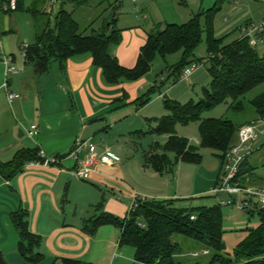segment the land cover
<instances>
[{
  "label": "crops",
  "instance_id": "crops-1",
  "mask_svg": "<svg viewBox=\"0 0 264 264\" xmlns=\"http://www.w3.org/2000/svg\"><path fill=\"white\" fill-rule=\"evenodd\" d=\"M51 1L39 0V7L42 12L47 13L52 24V15L57 8L60 10L67 5L72 6L73 2L58 0L49 13ZM104 1H92L91 12L119 0H108L102 5ZM123 1L118 2V11L124 5ZM151 1H131L141 16L140 20L131 14L127 21L118 13V27L123 25L120 28L123 33L122 41L114 54L127 69L136 66L140 50L146 44L148 34L156 26L153 18L150 21ZM33 2L34 0H25V8ZM215 2L216 0L187 2L185 10L189 13L181 15L182 19L191 20L200 11L213 7ZM192 7L195 8L191 10ZM5 8L0 0V138L9 136L10 132L12 136H16L19 131L23 136L18 135L15 139L13 137L6 143H0V161L8 163L21 149L35 147L45 151L50 158H65L51 167H30L26 164L23 173L11 181L4 180L0 175V252L7 263L25 261L18 251L19 234L12 220L13 213L24 210L29 214L31 232L43 239L40 253L45 256V260L42 263L62 264L68 260L89 264H128L127 261H131L135 264L133 256L129 253L125 255L123 248L119 247L120 231L117 228L104 225L92 236L84 231L85 224L95 217L96 207L100 203H104V212L124 219L136 196L140 201L193 200L210 191L202 192L196 185L184 186L180 182L183 170L181 163L178 164L179 172L176 166L173 172L164 174L157 173L147 163V155L154 144L166 143L167 136L155 139L143 158L136 159L132 154L136 146L141 145L148 136L154 135L151 134L149 120L169 115L165 113L164 107L161 112L153 113L157 109L152 107L153 104L165 97L179 101L188 93L190 86L194 89L195 83L200 80L203 83L210 81L208 72L198 73L197 70L191 76L193 78L189 81V86L184 82L167 86L164 93L154 97L144 107H138L135 102L156 83H151L144 77L136 82L108 84L102 70L93 65L89 55L68 60L65 69L57 63L56 79L48 80L50 71L38 75L34 66L26 61L24 49L34 45L36 40L34 17L27 12ZM69 10H73V7ZM172 12L171 8H167L165 14H162V21L165 24L182 25L177 22L180 21L179 11ZM25 14L28 18L22 19ZM263 19L264 0H232L215 19V36L224 39L225 45L231 44L243 38V26L251 22L260 23ZM142 20L144 24L141 23ZM23 21L25 26L32 28V42V35L30 37L22 31ZM93 22L95 21L91 24ZM185 23L187 22H183ZM103 26L104 24L101 28ZM5 61L14 68V73L8 78V91L19 96L12 103L8 101V91L4 88ZM165 77L162 76L161 81H165ZM45 88L54 90L44 91ZM263 92L264 90L259 95ZM258 122L263 124L264 119ZM33 125L38 126L39 139L27 135ZM145 127L149 130L145 131ZM115 130L117 133L113 138ZM177 134H182L179 126ZM23 137H28V141H21ZM78 139L91 140L92 143L96 140L99 153H112L118 161L113 165L98 166L90 181L78 179L75 176L77 163L73 158L67 157ZM253 155L249 157L255 161ZM246 230L242 232V238H239L240 243L247 236ZM182 244L186 245V252L182 250L186 255L203 250L192 242L183 241Z\"/></svg>",
  "mask_w": 264,
  "mask_h": 264
},
{
  "label": "trees",
  "instance_id": "trees-1",
  "mask_svg": "<svg viewBox=\"0 0 264 264\" xmlns=\"http://www.w3.org/2000/svg\"><path fill=\"white\" fill-rule=\"evenodd\" d=\"M107 1L102 2V5ZM72 2L73 10L60 8L54 25L48 18L45 23L43 22L44 27L39 28L40 16L47 15L41 11L39 0H34L28 8H25V0H17L16 11L30 13L35 19V44L24 51L27 63L34 66L36 73L38 75L48 73L54 62L65 69L68 60L89 55L93 65L102 70L106 82L119 85L144 78L151 72L157 57L166 59L170 55L182 52V61L179 66L171 67L168 81H161L162 87L158 84L153 86L135 102L138 107H144L156 95H161L163 88L178 84L187 67L194 63H202L195 59V51L204 41L210 83L203 89L202 98L198 102L164 100V109L169 115L151 119L149 123L151 134L167 136L168 140L164 144L159 142L154 144L146 160L157 173H171L178 163L201 164L203 159L199 154L200 147L217 152L224 165L226 154L237 143L239 130L252 122L238 125L231 120L204 118L203 115L229 102L231 110L243 112L245 96L264 85V53L260 54L248 38H241L225 45L224 39L215 36V19L232 0H216L213 7L200 11L182 25H156L148 34L146 44L141 48L133 69L123 67L114 54V50L122 41L123 33L118 27V2L108 3L105 11L113 10L111 20L104 23L101 29L94 30L91 35L85 34L82 24L76 18V13L90 5L91 0ZM10 3L11 0H2L3 6L7 7ZM250 104L257 118L263 120L264 92L252 99ZM194 123H199V147L177 134L178 126ZM39 152V147L23 148L16 153L12 161L8 163L0 161V175L4 180L11 181L23 173L26 164L40 160ZM254 172V166L245 158L236 182L245 187L248 177H254ZM178 201H140L137 209L124 219L104 212V203H100L96 207L97 214L86 222L84 231L93 236L101 226L113 225L120 231L119 247H132L135 250V264H188L180 259L192 258L190 254L205 250L209 251L208 257L212 255L207 264H264L263 211L255 209L248 212L249 218L255 216L259 218L260 226L247 229L246 238L238 245L234 254L229 255L224 242L226 231L221 206L188 209L179 207ZM12 220L19 234L18 251L21 257L29 264L44 262L45 256L40 253L43 239L31 232L28 212L19 210L12 214ZM176 236L195 241L203 250L184 254L181 244L175 240ZM0 264H7L1 252ZM62 264L89 263L65 260ZM189 264L203 262L194 260Z\"/></svg>",
  "mask_w": 264,
  "mask_h": 264
},
{
  "label": "rangeland",
  "instance_id": "rangeland-1",
  "mask_svg": "<svg viewBox=\"0 0 264 264\" xmlns=\"http://www.w3.org/2000/svg\"><path fill=\"white\" fill-rule=\"evenodd\" d=\"M92 1L94 0H91V3ZM131 1L133 0L123 1V4L125 6L123 5L122 7L119 8V11L117 12V16L120 14L122 18H125L128 21L130 20V15L133 14L138 20H140L141 16L138 13L135 4L132 3ZM147 1L149 2V0ZM189 1L195 2V0H160V1L152 0L150 2L151 4L153 3L150 6L151 8L150 15L152 16L150 17V21L152 20L151 18H153L156 21V25L157 24L159 25V23L164 25L165 23L164 21H162L164 17L162 16V14H165V10L167 8H171V10L173 11L172 14L175 13V11H179L178 13L180 14V17H178L179 18L178 20L180 21H177L179 22V24H183V22H188L190 19H186V21H184L185 19H182L183 17L181 15L183 14L187 15L189 13L188 10H185L186 4ZM155 3H157L156 6H155ZM140 4H141V1L139 3V6ZM90 5H88L89 7L85 6L81 8L76 13V18L82 24L83 30H85L84 32L86 35H91L94 30L96 31L99 30L104 23H107L111 20L112 15H113V10L110 9V10L105 11L106 7H108L106 5H104L101 8H98L94 12H91L92 10H90ZM54 7L55 6L49 2V13L53 10ZM71 7H74V6L67 5L66 9H71ZM194 8L192 7L191 10H193ZM58 12H59V7L52 15L53 16L52 25H54L55 23V19H56ZM147 15H149L148 12H147ZM27 18L28 16L26 15L22 19H27ZM48 18L49 16L47 15L40 16L38 27L43 28L44 27L43 22L45 23ZM92 21H95V22L91 24ZM150 21H148L149 24H150ZM141 23L144 24V21L142 20ZM122 26L123 25H120L119 28H123ZM21 28H22V31L25 33V35H30V37L32 35V39H30L31 40L30 42H32L33 40L32 28L25 26L24 21H23V25L21 26ZM29 44L31 45L32 43H29ZM255 49L260 54L264 53V48L262 46H259ZM206 58H207L206 43L203 41L201 45L195 51V59L202 61L201 67L198 70L199 71L198 73L208 72V64L206 63L207 62ZM181 61H182V52L170 55L166 59L157 57V59L155 60L153 64L151 72L147 74L145 78L149 79L151 83H154V84L156 83V85L158 84L160 87H162L161 77L165 75L166 76L165 81L166 80L168 81V78H170L169 75L171 73V70H170L171 67L173 68V67L179 66ZM57 67L58 65L56 62H54L51 65V68H50L51 70L49 72L50 74H49L48 80L56 79V73L58 71ZM192 78L193 77H191L189 80L182 79L180 83L184 82V84L189 86L190 85L189 81L192 80ZM209 83L210 81L203 83V80H200L199 82L195 83L194 89L192 88V86H190V90L188 91V93L186 95L182 94V96L183 95L184 96L181 97L179 101L182 103H188L191 101L198 102L202 98L203 89L205 87H208ZM51 86H53V84H51ZM165 88H163V90ZM46 90H49L50 92H52L54 88L52 89L45 88L44 91ZM263 90H264V85L260 86L259 88L255 89L254 91L249 93L247 96H245L243 100L245 109L243 112H236L234 110H231L229 108V105H230V102H229V104H223L212 110L205 112L203 117L213 118V119H227V120L233 121L235 124H238V125L250 122L252 119L257 118L255 110L250 104V100H252L255 96L259 95V93H261ZM162 93H164V91ZM165 99L168 100L169 98H166V97L164 99L160 98L158 102L153 104L152 107L158 109V110L157 109L153 110V113L156 114L159 111L160 112L162 111L164 107ZM150 110H152V108ZM165 113L168 114L166 110H165ZM258 121H260V119L252 122L250 125L257 126V129L259 131V138L255 142L248 143V146L251 147L250 149L245 148V151H246L245 153L247 154L248 152H250L254 154L253 156L255 158V161H253L252 158H250L249 156L246 157L250 160V162L252 163V166H254L255 172H254V177H248L247 184L245 185V187L264 188V133H263L264 123L260 124ZM9 127L11 128L10 125ZM148 130L149 128L145 127V131H148ZM179 131L180 133H182L181 136L189 139L192 145L197 146L196 145L197 143L200 145L199 123H194L188 126H179ZM116 133L117 131L115 130L112 134L113 138H115ZM15 135L20 136V131L18 134H15ZM16 136H12L10 132L9 136L0 138V143L2 144L6 143L9 139L13 137L15 139ZM27 138L28 137L26 138L23 137L20 140L27 142L28 141ZM35 139H39V137L36 136ZM127 139L129 138L127 137ZM155 139L159 140L160 137L156 135L148 136L145 140L141 142V145L136 146L137 148H135L134 151H132V154L136 156L135 158L136 159L143 158L144 154L148 152L150 145L153 143ZM96 143L97 141L95 140L93 144L97 147L98 145ZM29 146H32V145L29 144ZM199 154L202 156V159H203L201 164L196 165V164H189V163H181V165H183L182 166L183 170L181 173L180 182H182L184 186H193V185L195 186L196 185L198 186V190H201L202 192L207 191V190H210V191L208 193H203L201 195L196 196L193 200H179L177 204L181 208H188V209L199 208V207L221 206L222 213L224 216V229L226 231L225 238H224V242L226 245V251L229 255H233L235 249L240 244L241 239L239 240V238H242L241 236L242 232L245 231L247 228H250V229L258 228L260 226V220L257 216H255L254 218H249L247 211L239 210L238 206L240 205V202L243 200V197L236 196L234 198L237 201V205H234V206H223L222 205V201H228L229 199L226 197H215L212 194V190L216 187L217 185L216 182L218 181L219 177L224 174L227 168H228V171H227L228 173L232 171V166L225 165V164L223 165L222 161L217 156L218 153L215 152L214 150L199 147ZM171 158L172 160H174L173 157ZM178 164L176 166H178ZM178 172H179V166H178ZM91 214H92V211H91ZM175 240L179 244H181V249L183 250L184 253L186 252V245L182 244L183 241H188V242H192L196 244L195 241L186 239L182 236H176ZM201 248L202 247L198 245V249H201ZM123 251L125 255L126 253H129L131 256H133V259H135V250L132 247H123ZM211 256H209L208 258L203 257V259H201L200 257L198 259L185 258V259H180V260L188 264L192 263V261L194 260L203 262V264L205 263L207 264L208 260L211 259ZM127 262L128 264L133 263L131 261L130 262L127 261ZM7 264H29V263L22 261V262H11V263L8 262ZM40 264H45V263H40Z\"/></svg>",
  "mask_w": 264,
  "mask_h": 264
},
{
  "label": "built area",
  "instance_id": "built-area-1",
  "mask_svg": "<svg viewBox=\"0 0 264 264\" xmlns=\"http://www.w3.org/2000/svg\"><path fill=\"white\" fill-rule=\"evenodd\" d=\"M58 0H52L51 3L55 6ZM6 10L15 11L17 9V0H11L9 6L5 8ZM243 38H248L251 45L254 48L262 46L264 48V19L260 23L251 22L242 28ZM10 62V60L8 59ZM5 61L6 65V80L4 88L8 91L9 83L8 78L14 73V68L10 66L9 62ZM201 64L194 63L187 67L181 77V80L188 79L197 70H199ZM19 96L8 91V101L12 103ZM264 133V131H263ZM28 137L36 138L39 135L38 126L33 125L30 127ZM259 138V131L255 125L243 126L238 133V143L232 147L225 157V165H231L232 171L228 173V168L224 172L216 185L212 190V194L215 197H226L228 201H222L223 206H234L237 205V201L234 199L236 196L243 197V200L238 206L241 211H252L257 209L258 211L264 212V188L256 187H243L236 182L237 175L239 173L240 166L246 157L250 156L252 153H245V148L250 149L248 143L255 142ZM69 157L73 158L77 163V168L75 170V176L82 181H90L93 173L100 165H113L118 161L112 153H99L97 147L91 142V140H81L78 139L75 143L74 149L69 154ZM39 161L29 163L30 167H51L53 165L59 164L61 159L58 157L50 158L47 156L45 151L40 149ZM140 200L136 196L133 200L129 213L134 212L139 206ZM195 219V217H192ZM209 255V251L194 252L190 254L193 259H198L201 256ZM179 257H184V255H179Z\"/></svg>",
  "mask_w": 264,
  "mask_h": 264
},
{
  "label": "water",
  "instance_id": "water-1",
  "mask_svg": "<svg viewBox=\"0 0 264 264\" xmlns=\"http://www.w3.org/2000/svg\"><path fill=\"white\" fill-rule=\"evenodd\" d=\"M20 135H21V136H23V133H22V132H20Z\"/></svg>",
  "mask_w": 264,
  "mask_h": 264
}]
</instances>
